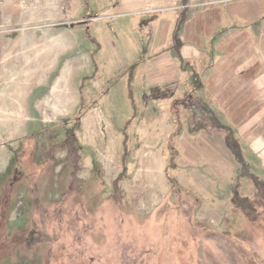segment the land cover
Wrapping results in <instances>:
<instances>
[{
	"label": "rangeland",
	"instance_id": "rangeland-1",
	"mask_svg": "<svg viewBox=\"0 0 264 264\" xmlns=\"http://www.w3.org/2000/svg\"><path fill=\"white\" fill-rule=\"evenodd\" d=\"M216 1L136 6L133 13L164 22L166 41L172 25V36L152 64L134 60L130 72L127 60L98 55L88 24L117 23L120 13L100 9L132 0H0V86L14 85L9 102L28 116L0 122V264H264V76L240 70L264 68V12H252L258 28H241L250 17L219 27L214 40L236 32L217 54L189 64L217 69L201 95L253 151L252 170L227 150L225 131L191 135L185 120L182 134L171 135L172 101H187L190 76L171 94L160 88L170 76L192 75L169 49L178 22L216 21L222 5L248 0ZM10 53L18 56L7 67ZM139 70L157 83L148 95L133 85ZM174 152L181 168L172 174L186 184L179 193L166 177Z\"/></svg>",
	"mask_w": 264,
	"mask_h": 264
},
{
	"label": "crops",
	"instance_id": "crops-1",
	"mask_svg": "<svg viewBox=\"0 0 264 264\" xmlns=\"http://www.w3.org/2000/svg\"><path fill=\"white\" fill-rule=\"evenodd\" d=\"M133 2L131 4L124 3L123 5H113L110 8H101L100 12L103 11H116L117 14L116 19H119L116 21L117 23H101L100 21L94 19L91 24H88V32L90 34V38L88 40L91 44L99 46L100 52L98 53L96 49L89 50L95 52V55L98 53V55L101 56V54L105 53H112L114 56V59L121 58L127 60L129 62L128 64H131L134 62V60H144L145 63H151V60L154 59V55L156 54L158 49H162L163 46H166L165 49H167L169 43L171 42V36H172V25L170 26V35L167 38V41L164 37L161 36V31L163 28L164 22L157 21L156 16L154 13H141L139 15L133 13L137 10L136 6H141L139 8L140 11H142L148 0H132ZM230 0H218L216 3H225ZM137 3V4H136ZM207 3V2H206ZM203 4V3H202ZM258 5V6H257ZM256 7H252V1L248 0L245 1L243 4H224L221 7L224 10L223 15H221V18L216 21H207L200 23V20L195 19V16L193 15L191 18H189L183 26V31L181 34V40L182 44L180 47V53L184 60L199 65V61L205 60L206 56L205 54L208 53L209 55H213L211 52L216 53L217 50L224 44L228 43L231 38L233 37V32H236V30L231 31V29L227 32H224L222 34H218L216 37L217 39L214 40V34L220 32L218 30L219 27H230L231 24H236L237 21L245 20L250 17V22L248 26L246 25L245 21L240 22L242 24L241 28H244L245 30H248L249 28L257 27L259 23L256 21L253 23L251 16L253 10L257 12H264V3L260 2L257 3ZM121 11H118L120 10ZM238 23V22H237ZM210 29L211 32L206 33V29ZM114 29V30H113ZM161 30V31H160ZM213 44V45H212ZM98 48V47H97ZM164 49V50H165ZM209 50V52H207ZM167 52V51H166ZM170 52H172L170 50ZM207 54V55H208ZM217 54V53H216ZM208 55V56H209ZM215 55V54H214ZM7 59L10 61L6 64L7 67H12L13 65V59L18 56L14 55L12 53L7 54ZM42 56L40 53L36 55V58L39 59V57ZM207 56V58H208ZM14 57V58H13ZM171 57L172 54H171ZM209 59V58H208ZM133 60V61H132ZM150 60V61H149ZM143 64V63H142ZM141 64V65H142ZM141 65L139 67H141ZM202 66H198L199 72H202L204 69H200ZM260 69V70H259ZM262 64L260 67H247L240 69L243 70V76L244 78L246 76H252L257 75L256 72L260 71V76H264ZM144 71V70H143ZM180 71H183L180 69ZM138 72V73H137ZM136 72V79L134 81V86H136L138 83L140 86H142L143 92L145 95H148L149 92H146V89L149 91L154 84L157 85V83H152L150 81H147V79L150 78V74L147 73H141L142 71L139 70ZM147 72H150L149 70ZM142 74V75H141ZM189 73L186 72L185 78H174V77H168L164 79L162 84L160 85V88H162V92L165 90L169 91L168 93L171 94L173 91L176 90V87L180 84H183L184 82H187L189 79ZM217 76V69L216 68H210L207 71H203V74H201L202 82L204 84V90H207L208 87L215 85L213 83L215 81V77ZM141 77V78H140ZM180 80V81H179ZM139 81V82H138ZM128 82L129 77L126 78V81H123L122 79V87L123 91L125 92L128 88ZM14 85L9 86H0V122L3 124H17L19 122H22V117H25L28 121L27 116V107L22 106L21 107L17 104H11V98L12 94H8L7 90H10V88H13ZM261 86H263V83H261ZM174 87V88H173ZM6 88H8L6 90ZM153 88V87H152ZM22 89V88H21ZM145 90V91H144ZM22 91V90H21ZM56 91V90H55ZM139 91H142L139 89ZM167 93V94H168ZM138 101L143 102V98H141L139 95H136ZM140 99V100H139ZM10 101V102H9ZM149 107L154 106L153 100H148ZM140 104L138 103V106ZM261 107H264V105H261ZM21 112V114H19ZM43 115V113H42ZM45 116V115H44Z\"/></svg>",
	"mask_w": 264,
	"mask_h": 264
},
{
	"label": "trees",
	"instance_id": "trees-1",
	"mask_svg": "<svg viewBox=\"0 0 264 264\" xmlns=\"http://www.w3.org/2000/svg\"><path fill=\"white\" fill-rule=\"evenodd\" d=\"M97 16V15H96ZM93 17V16H91ZM189 18H183L181 19L177 24V29L174 31L173 34V42L171 43L169 49L172 51V53H175V55L178 57V59L181 61V63H184L185 67H190V71L192 75H190V82L189 87L190 89H185L186 91V102L179 99H174L172 101V112L175 113V126L176 130L174 131L172 136H180L184 130V121L187 120L188 122V132L191 135H197L199 133H205L209 137H213V134H216L221 131H225V138L223 144L226 146L227 150L232 154L234 160L240 165H242V171L247 172L252 169L251 168V161L252 157H254V153L252 151L249 152L247 149H244L240 147L239 140L236 138L233 128L229 126L228 124L222 123V121L219 118V113L215 112L211 106L206 102L204 97L201 95V91L203 89V83L201 79V75L198 73L197 69L193 65H189L190 62L183 59L180 53V47L182 44L181 40V34L183 31L184 23ZM168 49V48H167ZM138 62H133L129 64L127 67H130L131 71L134 72V68ZM185 69V68H182ZM133 70V71H132ZM132 74V73H131ZM129 76V82L128 87L129 91L131 92V78L133 75ZM130 92L129 95L130 96ZM135 108V107H134ZM173 115V114H172ZM171 136V137H172ZM73 137V134L70 135L69 139ZM73 139V138H72ZM171 147H173V141L170 142ZM126 153H124L123 157H126ZM177 155V152H174V154L171 156L170 159V165H168V171H166V177L167 180L170 181V186H175L174 193L183 192V188L186 186L183 182L179 181L173 176V171L177 170L180 166L175 161V156ZM123 158V159H124ZM181 168V167H180ZM252 172V171H251ZM229 186L231 183L229 182ZM188 186V185H187ZM191 190L190 186H188V190Z\"/></svg>",
	"mask_w": 264,
	"mask_h": 264
},
{
	"label": "water",
	"instance_id": "water-1",
	"mask_svg": "<svg viewBox=\"0 0 264 264\" xmlns=\"http://www.w3.org/2000/svg\"><path fill=\"white\" fill-rule=\"evenodd\" d=\"M71 26H74V24H72Z\"/></svg>",
	"mask_w": 264,
	"mask_h": 264
}]
</instances>
